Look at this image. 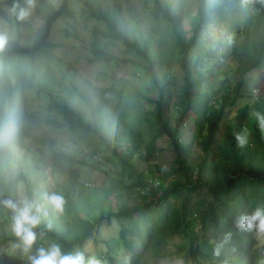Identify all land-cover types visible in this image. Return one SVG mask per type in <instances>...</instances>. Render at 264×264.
Here are the masks:
<instances>
[{
    "label": "trees",
    "instance_id": "1",
    "mask_svg": "<svg viewBox=\"0 0 264 264\" xmlns=\"http://www.w3.org/2000/svg\"><path fill=\"white\" fill-rule=\"evenodd\" d=\"M81 1L92 19L104 23L108 39L121 43L128 52L147 61L143 67L150 80L148 92H156L158 98L147 96V93L133 97L126 93L124 97H130L132 104L144 100L152 107L143 111L145 117L141 122L150 123V145L147 146H153L164 136L169 137L176 154L174 172L179 179L173 181L170 175L164 174L158 176V188L149 186L148 177H154L160 169L154 165L138 170L134 166V158L142 156L147 142L145 133L134 128L132 113L116 119L117 111L111 103L109 88L89 85L86 90L79 88L77 94L70 89L66 80L75 79L76 70L54 53L57 45L50 38L58 20L72 18L75 14L68 0H64L60 7L50 0H35L29 11L42 24L34 39L23 43L8 38L0 50V156L8 153V159L14 161L13 150L27 149V140L46 147L53 167L50 177L56 192L67 200L66 213L71 214L75 211L72 197L80 186L78 166L88 162L66 155L55 138L34 131L54 125L51 114H58L62 126L76 135L85 149L94 153L95 162L90 166L108 176V188L99 204L107 205L109 212L98 219L90 217L81 221L75 228L69 226L66 218L59 220L55 214L52 223L41 221L36 231H44L46 235L43 238L38 236L33 249L36 251L39 247L58 243L65 253L83 251L86 256L100 257L104 264H124L118 258L119 251L110 244L105 252L96 250L92 254L87 251L89 239L97 241L93 232L96 226L103 220L109 223L115 220L120 225L122 246L131 254L127 264H142L144 252L151 249L158 259L171 256L168 245L177 236L185 240L178 249L185 264H256L261 254L256 248L255 233L238 228L236 221L242 213L251 214L257 207H264V133L254 119V129L249 128L253 142L247 141L241 147L233 133L249 127L246 123L252 119L251 112L264 114L263 101L246 104L238 110L235 123L224 134L226 139L220 158L215 162L211 160L212 146L221 132L222 121L243 94L241 82L232 88L221 77L227 74L224 66H219L222 64L216 66L214 73L204 72L205 63L212 56L201 32L211 25H223L238 36L232 40L229 54L222 55V58L231 55L236 60L240 78L255 70L264 71V5L260 0H248L243 7L241 0H197L196 21L188 38L183 30L184 11L176 9L173 1L143 0L146 8L153 6V16L159 25L165 26L172 34L181 57L183 84L174 104L175 114L180 115L173 118L171 102L176 84L164 72V62L149 56L151 44L148 39L138 36L139 24L136 22L135 33L120 17V0ZM3 4L12 13L7 20L21 25L24 20L17 19L13 8L17 4L25 6V0H0V5ZM90 51L93 62L111 64L121 61L98 42L91 45ZM29 90L35 92L34 98L28 96ZM41 100L45 104L38 106L37 111L33 110L31 104ZM189 112L195 116V130L202 139L199 145L204 154L198 164L189 162L184 155L187 145L181 142L182 123ZM116 160L123 168L118 174H111L104 165H112ZM20 182L32 187L24 173L10 181L0 178V201L9 199L11 191H16ZM201 188L206 189L207 195L195 207L191 206L190 198L181 206L176 204L183 191L192 194ZM111 195L119 200L117 211L112 206ZM131 195L140 198L141 202L130 206ZM2 209L0 207V212ZM0 216L4 214L1 212ZM49 224L51 230L47 227ZM228 233L230 238L225 240ZM7 241L6 238L0 239V264H4L7 256L3 248ZM136 243L143 252L135 249Z\"/></svg>",
    "mask_w": 264,
    "mask_h": 264
},
{
    "label": "rangeland",
    "instance_id": "2",
    "mask_svg": "<svg viewBox=\"0 0 264 264\" xmlns=\"http://www.w3.org/2000/svg\"><path fill=\"white\" fill-rule=\"evenodd\" d=\"M50 1L56 7H60L64 0ZM171 1H173L176 9L184 11L183 30L189 38L192 35V28L196 21L197 0ZM120 3L122 7L120 17L129 24L135 33H137L135 28L136 22L139 24L138 29L140 31L138 32L140 34L138 33V36L148 39L151 44L149 56L156 57L164 62V72L168 73L176 84L173 87L174 96L171 102V116L173 115V118H177L180 113L175 114L174 104L177 102V95L183 84V74L180 67L181 57L175 48L172 34L168 32L165 26L159 25L153 16V6L146 8L143 0H120ZM68 4L75 16L66 20H58L53 26L50 38L51 42L57 45L53 50L54 53L67 64H70L73 70H76L75 79L68 78L66 83L75 94H77L76 91L79 88L86 90L89 85L109 88L111 103L117 111L116 119H119L123 114L132 113L135 117L134 128L142 129L145 133V140L147 142L144 144L142 156L138 155L134 158V166L138 170H142L149 169L155 165L160 171L155 172L154 177H161L166 174L170 175L173 181L179 179V176L174 172L175 168H177L175 163L176 154L169 137L164 136L154 143L153 146H147L150 145V123L142 124L141 122H144L143 119L145 117L143 111L152 109V107L144 100L132 104L130 97H124L126 93L131 97L147 93V96L158 98L156 92L152 90L148 92L150 80L143 67L147 64V61L128 52L121 43L108 39L105 36L106 27L104 23L90 17L86 12L83 1L68 0ZM11 17V11L4 4L0 5V32L5 33L8 38L17 39L23 43L31 42L42 24L39 18L32 11H29V15L24 19L23 23L18 25L15 21L7 20ZM201 36L208 45L207 50L212 56L205 63L204 72L214 73L217 70L216 66L222 64L219 66H224L227 74H223L221 77L227 80L229 86L232 88L241 82L240 91L243 94L236 107L231 111H227L222 121L221 132L212 146L213 155L211 160L215 162L220 158L222 153V147L226 139L224 134L227 128L235 123L238 110L246 104L254 105L257 104V101L261 100L263 101L261 108L264 109V71L255 70L240 78L236 71V60L231 55H228L226 59L222 58V55L229 54L231 42L237 36L230 33V30L223 25L205 27L201 32ZM94 42H98L104 46L109 53L117 56L121 61L111 64L93 62L92 59L94 57L90 48ZM43 70L45 69L43 68ZM28 96L34 98L35 92L29 90ZM39 103L40 105H38ZM44 104L45 101L41 100L31 105L32 109L37 111L38 106L40 107ZM51 118L55 120L54 125L45 126L42 129H34V131L41 135L55 138L62 145L66 155L71 157L76 156L80 160L88 162L86 165L78 166L81 171L80 186L75 189L76 192L72 197V207L75 211H72L71 214L66 213L68 205L66 203L67 200L64 199L63 214H57L59 220L66 218L69 221V226L75 228L78 227L81 221L87 220L90 217L98 219L104 213L107 214L109 212L107 205L102 206L99 204L106 188H108L109 179L106 174L90 166V164L95 162L92 158L94 153L92 150L85 149L79 138L62 126L61 117L56 113H52ZM194 120L195 116L192 112H189L184 118L181 142L187 145L184 155L188 158L189 162L198 164L203 159L204 152L199 145L202 139L197 135ZM249 122L246 123V125L249 124L248 129H254L253 119H250ZM253 140V134L249 130L248 141L253 142ZM26 145L27 149L25 150L17 148L13 150L15 154L14 161L8 159V153L0 156V178L10 181L17 178L21 173H24L32 187H28L24 182H20L17 190L11 191L9 199L16 202L28 199L39 204H44L47 207L43 200L44 193L56 192V187L50 177L51 170L53 169L50 152L46 147L35 144L31 140H27ZM100 155L101 153H99ZM104 168L111 174H118L123 167L116 160L112 165H104ZM87 188H91L94 191ZM206 195L207 191L205 188H201L192 194L183 191L176 204L181 206L187 198H190L191 206L195 207L197 202L201 198H205ZM131 197L132 199L129 200L130 206L141 202L140 198H133L135 195H131ZM110 200L112 201L114 210L117 211L119 200L115 195H111ZM1 212L4 216H0V239H8L7 243L3 246L7 253L4 264H29L28 255L35 254L36 251L32 248L30 253H25L22 248L16 246L18 240L11 229L14 213L8 208H3ZM89 212H91L90 216L88 215ZM53 215L55 214L49 209L48 216L42 217L41 221L46 220L52 223ZM93 232L97 241L89 239L88 252L92 254L96 250L105 252L108 244H110L119 251L118 258L122 259L124 264H127L131 254L122 246L120 225L115 220H112L111 223L108 220H103L99 226H96ZM254 233L257 243L256 248L260 249L259 252L261 254V259L256 260V264H264V234H258L256 231ZM184 243L183 237H174L168 245V250L172 253L171 256L158 259L155 257L154 250L151 249L144 252L142 264H177V261L185 264V259L178 252L179 246ZM135 249L143 252L138 243H136Z\"/></svg>",
    "mask_w": 264,
    "mask_h": 264
},
{
    "label": "clouds",
    "instance_id": "3",
    "mask_svg": "<svg viewBox=\"0 0 264 264\" xmlns=\"http://www.w3.org/2000/svg\"><path fill=\"white\" fill-rule=\"evenodd\" d=\"M35 0H25V6L19 4L13 8V13L18 20L23 21L28 15L29 10L34 6ZM248 0H241V6H246ZM264 5V0H260ZM8 37L0 32V50L7 43ZM250 118L254 119L261 133H264V114L253 111ZM238 145L243 147L249 138V129L245 126L239 132L233 133ZM44 204L24 199L19 202L11 199L0 201V207L11 209L14 213L12 217L11 229L18 240L17 247L22 248L25 253H30L38 236L43 238L46 233L36 231L41 224L42 217H47L49 209L54 214H63L65 200L57 192H46L43 195ZM236 226L245 231H256L258 234H264V207H257L251 214L242 213L236 221ZM48 229L51 230V224ZM230 233L226 234L225 240L230 238ZM219 254V250H217ZM29 264H104V261L98 256H86L83 251L74 253H65L58 243H51L48 247H39L35 254L28 255ZM177 264H181L177 261Z\"/></svg>",
    "mask_w": 264,
    "mask_h": 264
},
{
    "label": "built area",
    "instance_id": "4",
    "mask_svg": "<svg viewBox=\"0 0 264 264\" xmlns=\"http://www.w3.org/2000/svg\"><path fill=\"white\" fill-rule=\"evenodd\" d=\"M147 182L149 183L150 187L158 188L160 185L159 177H148ZM90 186V184H88Z\"/></svg>",
    "mask_w": 264,
    "mask_h": 264
}]
</instances>
